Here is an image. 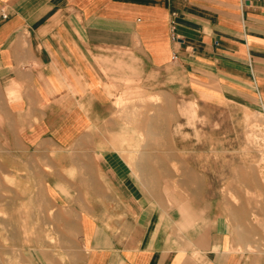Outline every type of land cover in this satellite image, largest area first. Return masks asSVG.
<instances>
[{"label":"crops","instance_id":"0c3cea01","mask_svg":"<svg viewBox=\"0 0 264 264\" xmlns=\"http://www.w3.org/2000/svg\"><path fill=\"white\" fill-rule=\"evenodd\" d=\"M149 68L264 111V0H0V191H12L0 197V254L25 227L44 239L35 264H264L238 249L250 234L225 208L204 197L176 220L138 191L132 151L107 149L117 86ZM142 157L143 180L159 182Z\"/></svg>","mask_w":264,"mask_h":264},{"label":"rangeland","instance_id":"374dc122","mask_svg":"<svg viewBox=\"0 0 264 264\" xmlns=\"http://www.w3.org/2000/svg\"><path fill=\"white\" fill-rule=\"evenodd\" d=\"M120 82L113 115L101 128L103 134L116 136L106 142L107 149L132 151L127 155L138 191L152 199L162 196L166 213L176 220L187 215L189 202L214 200L215 213L225 208L223 213L237 222V233L250 234L237 238L238 249L264 262V111L201 98L182 73L172 70L149 68L143 77L134 70L131 79ZM144 151L149 152L146 165L159 167V182L142 178L138 167L146 160ZM190 173L191 184H179V176L188 179ZM36 193L45 197L43 190ZM9 194L12 191H0V197ZM168 225L169 230L183 232V222L179 226L171 220ZM27 231L22 228L19 247L10 244V252L0 254L4 264H35V251L44 239L31 238ZM5 242L8 245V239ZM53 242L60 244L55 238Z\"/></svg>","mask_w":264,"mask_h":264},{"label":"built area","instance_id":"2783aa9c","mask_svg":"<svg viewBox=\"0 0 264 264\" xmlns=\"http://www.w3.org/2000/svg\"><path fill=\"white\" fill-rule=\"evenodd\" d=\"M4 17H7V14H3ZM177 13L173 12L170 19V32H171V38L175 42H179L181 37L177 33ZM173 58H176L175 56Z\"/></svg>","mask_w":264,"mask_h":264},{"label":"bare ground","instance_id":"6f19581e","mask_svg":"<svg viewBox=\"0 0 264 264\" xmlns=\"http://www.w3.org/2000/svg\"><path fill=\"white\" fill-rule=\"evenodd\" d=\"M136 119H137V118H136ZM143 121H144V120H143ZM149 121H150V120H149ZM141 123H143V122H141ZM141 125H142V124H141ZM144 125H145V123H144L142 126H144ZM146 125H147V124H146ZM147 126H148V125H147ZM144 127H145V126H144ZM145 128H146V127H145ZM145 128H144V129H145ZM144 129H143V130H144ZM139 131H140V129H139ZM143 134H144V133H143ZM157 135H158V134H157ZM165 135H166V134H165ZM155 138H156V137H155ZM157 138H158V137H157ZM157 145H158V144H157ZM0 212H1V211H0ZM6 231H7V230H6ZM1 232H2V231H1ZM29 240H30V239H29Z\"/></svg>","mask_w":264,"mask_h":264}]
</instances>
